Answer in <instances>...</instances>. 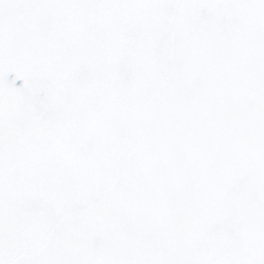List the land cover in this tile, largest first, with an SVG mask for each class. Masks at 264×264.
Wrapping results in <instances>:
<instances>
[{"label": "snow or ice", "instance_id": "6c2138e0", "mask_svg": "<svg viewBox=\"0 0 264 264\" xmlns=\"http://www.w3.org/2000/svg\"><path fill=\"white\" fill-rule=\"evenodd\" d=\"M0 264H264V0H0Z\"/></svg>", "mask_w": 264, "mask_h": 264}]
</instances>
